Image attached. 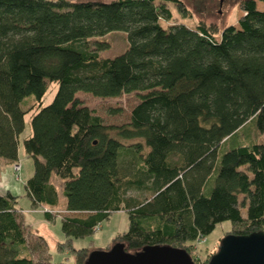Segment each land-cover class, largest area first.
<instances>
[{"label": "trees", "instance_id": "trees-1", "mask_svg": "<svg viewBox=\"0 0 264 264\" xmlns=\"http://www.w3.org/2000/svg\"><path fill=\"white\" fill-rule=\"evenodd\" d=\"M168 3L184 8L181 0H0V157L18 161L33 111L23 142L34 169L24 195L52 220L55 170L64 210L87 213L61 218L65 239L56 250H67L69 264H85L92 251L72 240L117 211L129 226L114 240L127 251L168 244L195 264L192 246L218 224L229 221L234 235L264 230V10L241 0L236 25L164 26ZM114 31L127 46L103 57L108 42L89 40ZM52 83L57 90L42 106ZM78 92L135 93L137 102L128 122L106 124ZM22 213L18 196L0 194V264H68L49 252L47 263L33 260Z\"/></svg>", "mask_w": 264, "mask_h": 264}, {"label": "rangeland", "instance_id": "rangeland-1", "mask_svg": "<svg viewBox=\"0 0 264 264\" xmlns=\"http://www.w3.org/2000/svg\"><path fill=\"white\" fill-rule=\"evenodd\" d=\"M106 1V0H103ZM184 8H179L173 3H168L170 10V18L162 20L164 26L171 24H183L188 27H195L201 23L204 25H215L218 29H223L229 25H236L237 19L242 15L239 9V2L241 0H181ZM258 9L264 10V2L255 0ZM220 32V31H219ZM219 37V33L216 35ZM104 40L108 42V47L100 50L103 57H113L123 52L127 46L126 34L122 31H114L106 36L99 38H91L90 43L95 40ZM57 90V84H50L42 98V106L51 102ZM76 96L82 100L95 114L99 115L106 124L120 125L129 121L130 110L137 102L135 93H125L117 97L99 98L89 93L78 92ZM31 104L34 102L33 97L27 98ZM30 106V104L28 105ZM27 106V107H28ZM26 107V108H27ZM33 112V111H32ZM28 112L25 115V129L20 135L18 145V161L20 170L15 169V163H10L0 157V194L6 193L8 190L18 196V205L23 210L22 218L26 227L27 244L32 250L31 257L36 262L47 263L51 255L53 262H71L70 258H66L67 250L64 253H59L56 246L59 242H63L65 237L61 229V218L63 216H78L85 217L87 213H69L64 210L66 199L62 194L64 180L57 176L56 171L52 172L50 181L55 184L59 192V205L54 208H47L50 210L53 217L52 220H46L43 214V209H32L28 197L24 195V183L32 175L34 164L32 158L26 152L23 140L29 135L30 115ZM254 126V122L252 124ZM249 126L246 128L248 132ZM244 136V134H242ZM257 137L255 130L250 129L249 139L253 140ZM260 137H264L262 134ZM242 138L240 139V141ZM248 141V140H247ZM237 138H232L228 143L221 146L219 154H222L227 149L236 145ZM128 141V144H131ZM129 195L144 199L148 196L146 192L130 191ZM46 210V209H44ZM244 211V210H243ZM129 220L128 215L123 211L113 212L108 219H105L99 227L94 229V233L84 238H77L72 240V245L75 248L88 247L91 250H105L109 249L114 243V238L119 234L128 230ZM231 223L225 221L218 224L215 229L204 239L196 242L192 246V256L200 264L209 259L216 251L220 240L231 230ZM31 231V232H30ZM44 237L47 242L48 249H45L37 236ZM49 252V254H48Z\"/></svg>", "mask_w": 264, "mask_h": 264}, {"label": "water", "instance_id": "water-1", "mask_svg": "<svg viewBox=\"0 0 264 264\" xmlns=\"http://www.w3.org/2000/svg\"><path fill=\"white\" fill-rule=\"evenodd\" d=\"M85 264H195L182 248L171 245H147L127 251L125 244L115 242L109 249L92 250ZM207 264H264V230L245 235L227 234Z\"/></svg>", "mask_w": 264, "mask_h": 264}, {"label": "built area", "instance_id": "built-area-1", "mask_svg": "<svg viewBox=\"0 0 264 264\" xmlns=\"http://www.w3.org/2000/svg\"><path fill=\"white\" fill-rule=\"evenodd\" d=\"M15 164H16V163H15ZM15 169H17L18 171L20 170V164H19V163L15 165ZM201 240H202V239H201Z\"/></svg>", "mask_w": 264, "mask_h": 264}, {"label": "crops", "instance_id": "crops-1", "mask_svg": "<svg viewBox=\"0 0 264 264\" xmlns=\"http://www.w3.org/2000/svg\"><path fill=\"white\" fill-rule=\"evenodd\" d=\"M9 191V190H8Z\"/></svg>", "mask_w": 264, "mask_h": 264}]
</instances>
